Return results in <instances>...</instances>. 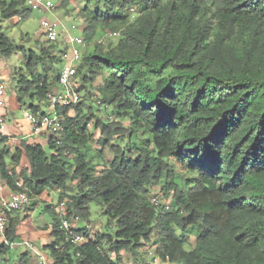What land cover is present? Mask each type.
I'll return each instance as SVG.
<instances>
[{
	"label": "trees",
	"instance_id": "1",
	"mask_svg": "<svg viewBox=\"0 0 264 264\" xmlns=\"http://www.w3.org/2000/svg\"><path fill=\"white\" fill-rule=\"evenodd\" d=\"M91 2L98 9L86 4L80 11L89 46L76 73L77 90L86 93L62 109L60 142L49 135L47 147L22 141L12 152L0 135V176L11 189L19 178L38 195L53 186L70 220L90 222L95 202L114 226L98 241L86 227L67 233L50 205V257L55 264H120L123 251L138 255L153 243L163 264H264V0ZM26 3L0 0V23L23 15ZM110 32L119 35L106 44ZM16 49L25 68L18 100L31 98L37 112L58 86L61 48L15 46L0 24V54ZM99 77L103 83L95 87ZM94 90L111 119L91 104ZM97 128L113 159L92 150ZM125 138L128 150L112 143ZM24 153L30 168L17 172ZM155 185L171 196L169 210L153 204ZM9 221L14 241L18 220ZM192 228L196 242L186 249ZM76 233L86 240L74 243ZM20 263L28 264V253Z\"/></svg>",
	"mask_w": 264,
	"mask_h": 264
},
{
	"label": "rangeland",
	"instance_id": "2",
	"mask_svg": "<svg viewBox=\"0 0 264 264\" xmlns=\"http://www.w3.org/2000/svg\"><path fill=\"white\" fill-rule=\"evenodd\" d=\"M6 1L9 2L11 0H6ZM28 1L29 0H26V2ZM43 1L44 2L51 1L54 7H51L49 9L39 10V9H34L32 7H28L26 5L25 6L26 10L23 15H18L16 17H12L9 19H4L0 23L1 29L10 36L15 46L25 45L27 49L37 48V47L39 48L41 45L47 46L49 42L47 41V38L43 34L42 27H41V20L48 19L50 21H58L61 23L57 29V33L59 35V40L57 41V44L60 46L61 51H63L67 48V44L64 40L65 36H67L68 34H71L73 37L82 35L83 29L85 28L87 24L85 17L82 16L80 11H83L86 4H89V10L94 9V8L98 9V5L95 2L87 3V0H71V2L68 3V5L63 4V0H43ZM73 8H76L75 12H73L74 11ZM129 10L130 12H134L133 9L132 10L129 9ZM73 25L77 26L76 30L73 28ZM116 38H117L116 36L111 37V39L105 38V42L106 44L109 42L115 43L117 41ZM88 46L89 44L86 41L84 46L78 47V48L80 49V51H82V53H84L87 50ZM22 61L23 60H22L21 52L18 51L17 49L9 57H5L0 54L1 66H3L5 70L10 73V77H8V82H9L8 87L13 93V95H11L10 93L8 94L6 103L9 102L10 97L12 98V100L10 101V103L6 104L5 106L8 109L9 115H10L8 117V121L15 127L19 128L22 133L27 134L32 130V126L27 122L24 112L25 110H31V104L33 103V100L29 97H26L23 102L18 100L19 90L17 89V83H18L17 80L19 78L20 73L24 72V69H25ZM62 64L64 63L62 62ZM81 82L82 81H79V84H78L79 87L82 84ZM102 83H103V78L99 77L96 81H94V86L98 87ZM62 89L63 88L60 85H58L56 90L62 91ZM80 92H81L82 99H84V95L86 92L83 90ZM100 93H101L100 90H94L92 97H91L92 103H91V100L85 101L84 108L86 107L85 109H87V107L91 103L94 106V109L97 107L99 108L97 111L99 115H101L103 118L111 119L112 117L108 116V114L111 113V111L110 110L104 111L103 108L101 109L99 107V99L101 95ZM35 102L38 103L37 101ZM42 110L54 113V110H52V108L49 105H46V106L44 105ZM71 113L74 114L75 113L74 110H72ZM123 124L129 125V121L124 120ZM90 128H92V125L90 126ZM94 135L95 136L92 137L91 139L92 150L94 152H101V154L106 159H113L114 157L113 149L111 148L110 143H108L107 140L104 137H102L101 131L99 128L94 130ZM118 140H114L112 143H120L122 147L128 150L127 139L125 138V139H118ZM6 145L10 149L13 147L12 145H10L9 142H6ZM133 153L134 155H137L138 151H135ZM9 158L10 157H8L7 160L10 162ZM20 164L21 166L25 168H30V160L26 156L25 153L22 155ZM96 169L100 170L98 168ZM28 172H30V169ZM161 187H162L161 185L153 186L152 192L150 194L151 197L153 198L154 195H156L164 203L168 200L171 201V196H166L163 193ZM33 201L37 202L38 205L32 211L30 217L23 218V221L18 227V230H17L18 236L19 237L22 236L18 238L20 240H23L26 238L27 239L29 238L30 240H34V239L38 240L39 239L38 237L39 229L36 228V226L38 225L44 226V224H48L49 230L52 229V226L55 220L54 218L55 215L50 210L47 209V206H50V205L54 206V204L58 203L59 201L58 193L55 190V188L53 186L49 187L46 191L40 194V198L38 194H34L32 202ZM90 209H91L90 222H87L86 224L82 221L78 222L79 221L78 220L77 222L72 221V225L75 226L77 224L78 228L86 227V231L89 232L88 236L98 241L100 239V236L103 235V233L112 232L114 229V226L107 225L108 216H106L103 213L102 207L99 206L97 203L95 202L91 203ZM178 233L181 234V231L178 230ZM196 233H197L196 228H192L185 233L188 238V242L185 245L186 249H190L195 245ZM40 238L42 240L48 241L46 240L47 236L43 237L40 235ZM33 246L36 247L38 250L45 252L40 247L35 246V245ZM156 248L157 246L154 245L153 243H147L140 248L138 255H134L131 252L123 251L121 253L122 261L132 259L138 264H146V262L148 263L154 262L155 264H163L160 261V259L155 255ZM25 253H26V246L19 245L13 249L11 261L5 260L9 258V254L8 255L6 254L5 256H3L4 258L3 264H9V263H13L14 261H20ZM30 254L33 256L34 259L30 257L31 258L30 260L28 258V260H30L29 264H55L54 259L50 257L48 253H46L47 255L46 263L40 262L38 255H36V253H34L33 251H31Z\"/></svg>",
	"mask_w": 264,
	"mask_h": 264
},
{
	"label": "built area",
	"instance_id": "3",
	"mask_svg": "<svg viewBox=\"0 0 264 264\" xmlns=\"http://www.w3.org/2000/svg\"><path fill=\"white\" fill-rule=\"evenodd\" d=\"M28 5L34 9H49L54 7L51 1L44 2L43 0H29ZM58 21H50L48 19L41 20V27L43 34L50 43L57 42L59 35L57 29L60 26ZM76 30L77 26L73 25ZM119 35L118 32H110L108 36L114 37ZM67 48L61 52L62 67L60 69L58 85L63 89L62 91L52 89L48 93L49 106L54 110V113L43 110L33 112L32 110H25V116L33 126L34 132H40L41 130L47 131L50 135H53L55 142H60L62 138V132L64 130L63 121L65 119L64 114L61 112L62 109L75 105L81 100V94L78 89V80L76 78L77 68L82 59V51L78 47L85 45V38L82 35L73 37L68 34L64 38ZM8 82L4 75V70L0 66V107L4 106L7 101V88ZM3 118H0V125L3 124ZM11 173V172H9ZM18 189H10L4 192L6 184L3 182L0 176V247L6 246L11 251L19 245H26L31 251L38 255L40 262L46 263L47 255L45 252L38 250L31 243L27 241H12L7 237V230L9 227L10 216L16 211L22 210L31 204L33 190L27 186L23 179H16L15 181ZM152 202L156 206L162 207L164 210L171 208V201L168 200L165 203L161 201L158 196L152 198ZM54 211L60 220V228L67 232L72 233V220L67 217V202L66 200L60 201L53 206ZM79 218L73 219V222H77ZM79 222V221H78ZM77 225V224H76ZM86 238L83 234L76 233L73 237V242L81 244ZM57 247H59L57 245ZM63 247V246H62ZM4 263L3 255L0 252V264ZM9 264H21L20 261H14ZM120 264H138L134 260H124Z\"/></svg>",
	"mask_w": 264,
	"mask_h": 264
},
{
	"label": "crops",
	"instance_id": "4",
	"mask_svg": "<svg viewBox=\"0 0 264 264\" xmlns=\"http://www.w3.org/2000/svg\"><path fill=\"white\" fill-rule=\"evenodd\" d=\"M0 66H1V63H0ZM2 68L4 70V75H5L6 80L8 82V77H10V73L8 71H6L3 66H2ZM8 84H9V82H8ZM7 88H8L7 89V96H8L9 93L11 95H13V93L11 92V90L9 89V87H7ZM11 100H12V98L10 97L8 103H10ZM8 103H5L4 106L0 107V118H3V120H4L3 124L0 125V135H2L3 137H5L7 139V142H9L10 145L13 146L11 149L10 148L9 149L12 152H14V150L17 147L20 146V144H21L22 141H26V142H28L30 144H41L42 146L47 147L46 145L48 143V138H49V135H50L47 131L41 130L40 132H37V133L34 132L33 126L30 124V122L26 118L27 122L32 126V130L29 133L24 134V133H22L20 131L19 128L15 127L14 125H12L8 121V117L10 115H9L8 109L5 107L6 104H8ZM10 166H13V165L10 163ZM14 168H15V170L17 172H20L21 169L23 168V166H21V164L19 163L17 165H14ZM3 182L5 183L4 180H3ZM10 189H11V187L6 184V188L4 189V192L9 191ZM39 198H40V195H39ZM37 200H39V199H37ZM37 205H38L37 202H34L33 201L30 206L25 207V209H27V210L23 209V210H19V211H16L15 213H13V215L11 216L10 219L18 220L17 230H18V227L20 226L21 222L23 221V218L30 217L32 211L35 209V207ZM86 224H87V222H86ZM9 225H10V221H9ZM36 228L39 229V233H38L39 239L38 240H36V239L30 240L29 238L28 239L26 238V239L20 240L18 238H20L22 236L19 237L18 236V233L16 232L17 238L14 241H27L28 243H31V244H33L35 246H38L41 249H43L46 253H48V251L45 249V246L50 245L54 241V236L52 235L53 226H52V229L51 230H49V225L48 224H44V226L43 225L42 226L38 225V226H36ZM40 235L43 236V237L44 236H47L46 240H48V241L42 240L40 238ZM30 252L31 251L26 246V253H28V258L31 260V258L32 259H34V258L30 254ZM10 253H9V258L7 260H10L11 261L13 251H11ZM30 260H28V264L30 263Z\"/></svg>",
	"mask_w": 264,
	"mask_h": 264
},
{
	"label": "clouds",
	"instance_id": "5",
	"mask_svg": "<svg viewBox=\"0 0 264 264\" xmlns=\"http://www.w3.org/2000/svg\"><path fill=\"white\" fill-rule=\"evenodd\" d=\"M26 4H27L28 7H31V6L28 5V2H27ZM132 9H133L134 12L136 11L135 8H132ZM83 30H84V29H83ZM82 36H83V32H82ZM83 37H84V36H83ZM61 52H62V51H61ZM60 56H61V53H60ZM80 63H81V62H80ZM80 63H79V64H80ZM78 66H79V65H78Z\"/></svg>",
	"mask_w": 264,
	"mask_h": 264
}]
</instances>
